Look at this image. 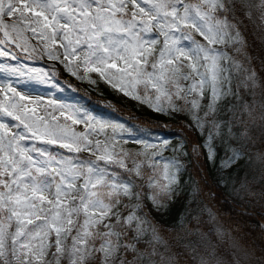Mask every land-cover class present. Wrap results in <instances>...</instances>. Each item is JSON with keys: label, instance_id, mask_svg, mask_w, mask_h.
Segmentation results:
<instances>
[{"label": "snow or ice", "instance_id": "obj_1", "mask_svg": "<svg viewBox=\"0 0 264 264\" xmlns=\"http://www.w3.org/2000/svg\"><path fill=\"white\" fill-rule=\"evenodd\" d=\"M249 25L264 44V0H0V58L16 61L0 73L48 83L20 63L39 47L77 79L96 74L159 115L184 116L204 137L197 157L232 169L236 195L264 200V79ZM29 104L40 100L0 82V264H264L196 187L174 224L160 222L185 187L182 163L163 153L183 143L156 134L127 148L136 134L122 123Z\"/></svg>", "mask_w": 264, "mask_h": 264}, {"label": "trees", "instance_id": "obj_2", "mask_svg": "<svg viewBox=\"0 0 264 264\" xmlns=\"http://www.w3.org/2000/svg\"><path fill=\"white\" fill-rule=\"evenodd\" d=\"M251 30L252 25H249L246 33L247 40L250 45L249 53L253 57L257 58L253 61V65L258 68L261 66L262 59L256 52V49L258 47L261 48L262 44L258 43L254 39L251 34L253 33ZM16 51L19 52L18 50ZM36 53L43 56L40 53L39 47L37 48ZM49 69L52 70L51 68ZM65 73L69 72L66 70ZM81 81L84 82L83 80ZM70 83L83 95H86L87 92H85L83 88L78 85H74L72 82ZM89 89L94 96L110 97L121 108L132 110L143 115L130 120V127L135 134H142L144 137L150 139L156 134H162V132H165L163 127H159V125H161L159 120H166V116L159 115L152 111H147L144 109V105L135 104L134 101L126 103L122 100V98H118L106 86L100 92L94 87ZM88 102L96 108V103L98 101L89 100ZM174 123L182 127V129L186 132V135L181 131H166L165 133L172 135V140H179L181 137L187 142H202V139H204V137L201 136L194 128L186 127V125L191 123L186 117L176 116L174 118ZM153 141L156 142L155 140ZM187 149L186 156L180 155L182 157L181 163L183 165L181 171V182L185 183L187 178H191L189 181H193V184L197 189L195 195L198 197L200 203L206 204L212 209V211L217 215L221 225L226 230L231 231L235 236L242 237L245 243L252 245L257 250V256L264 254V227L261 222L263 212L260 201L257 199H251L250 202L246 199L242 200V202L237 200L230 193V184L227 179L228 172H231L232 169H229L228 172H221L217 165L209 163L206 154H202L197 157V155L194 156L190 151L189 145H187ZM222 177H224V179H222ZM228 199H232V203L229 202ZM183 204L184 200L180 195L177 198L176 203L169 210V213L163 218L158 217L160 222L165 224V226L174 224L175 219L183 210ZM250 210H254L255 213L250 212Z\"/></svg>", "mask_w": 264, "mask_h": 264}, {"label": "rangeland", "instance_id": "obj_3", "mask_svg": "<svg viewBox=\"0 0 264 264\" xmlns=\"http://www.w3.org/2000/svg\"><path fill=\"white\" fill-rule=\"evenodd\" d=\"M251 31L252 32L255 31L256 36L262 35V33L258 29H256L253 25H252ZM251 34L253 36V33H251ZM254 45H255V43H254ZM256 52L261 56L262 61H264V44H262L261 48L258 47L256 49ZM20 57H21V59H20L21 64H26L29 67L41 68L45 72H48L49 76L52 77V79H50L48 83H43V82H40L39 80L30 79L29 76L15 77V76H6L5 74L0 73V82H3L4 80H10L12 85L17 89V91L21 92L24 95L29 96L32 100H36L37 98H39V100H40L39 105L29 104V107H37L40 114H44L45 109L48 112H53V109L56 108L60 104L72 105L74 108H79L81 113L88 112L91 115L96 116V117L101 118V119H104V120L122 123L125 125L126 128L131 129V127H129V119H131L133 117L136 118L138 116L137 114H135L134 112H130V111H124L115 105H109L103 99L100 100L101 102H100V104H98L97 108L90 107L88 105L87 101L89 99H92L91 98L92 94L90 92H88V96L83 97L82 95L79 94V92L74 87H72L69 83H67L64 80V78L61 76L63 74V70H64V66L62 64L60 66H58L60 68L59 73H57V74L55 73V75H53L54 72H50L49 70L46 69L47 64L44 62L45 61L44 59L39 58V57H34V56L33 57L35 60L25 59L22 56H20ZM46 58H47V61H54V60L48 59L47 56H46ZM0 63L15 64L16 61H12L8 58H0ZM262 64H263V66H262ZM255 68H256L257 72L260 74V76L262 77V79H264V63H261L260 67H258V68L255 67ZM67 77L69 80L73 79L74 82L77 83V80H78L77 78H72V76L71 77L66 76V78ZM92 77L94 79H97V83L94 85L98 89L102 88L101 84L102 85L106 84L102 80H99L96 77V74H92ZM53 81L57 85L56 87L52 86ZM84 81L89 86H93V84L89 83L88 80H84ZM106 85H107V88L109 90H111L113 93H115L119 98H122L124 96L122 93L114 91L108 84H106ZM125 98H127V100H130V98H128V97H125ZM135 102L137 104H139L137 101H135ZM24 103H28V101L26 100V101H24ZM145 110L149 111L151 109H149L147 106H145ZM54 114L58 115L59 113L55 112ZM174 118L167 117L166 120H162L163 121L162 125H166L165 131H174V132L175 131L176 132L182 131L183 132L182 128L174 123ZM61 119H63V118L61 117ZM69 123H71V122L69 121ZM73 127H75L77 131H83L85 126L83 124H77V125H73ZM108 131L110 132L111 130L109 129ZM162 134L169 138L170 144L172 146L183 143V149L181 152H173L171 150H168V151H165L163 153L165 156H168V157L176 156L180 162H182V157L180 155L186 156V154H184V153H186L188 150L187 145H189V149L193 153V155H196L193 152V148H195L198 144H202L203 140H204V139H202V142H192V141L187 142L186 140L182 139L181 137L179 140H172V135H169L165 132H162ZM174 136H176V135H174ZM142 137H143L142 135H141V137L138 135H135L134 137L125 136V139H128L129 143L124 145V146L127 148H133V149L139 148L140 145H136V144L132 143V140L135 138L144 139ZM220 155H223V151H221ZM240 174L243 175V170L241 171ZM190 179L191 178H187V181L185 183L181 182L182 184L185 185L184 191L181 194V197L183 198L184 203L188 199L189 195L192 194L193 188L195 187V185L193 184V181L192 180L189 181ZM238 180H239V177H237V184H238ZM229 184H230V193L235 198L240 200L241 202L244 199L248 200V202H250L251 199L252 200L257 199L260 201V203L262 204V206H261V209L263 212L262 221L264 224V200H261L259 197L258 198L257 197H253V198L252 197H244L242 194L238 196L233 192V190H232L233 185H232V182L230 180H229ZM201 205L203 206L206 204L201 203ZM203 218H206V221L209 219L207 213H205L202 216V219ZM216 223L221 225L218 218L216 220ZM208 227L210 228V227H212V225H208Z\"/></svg>", "mask_w": 264, "mask_h": 264}]
</instances>
